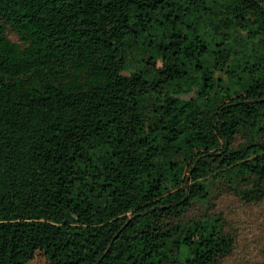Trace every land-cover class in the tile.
<instances>
[{
  "label": "trees",
  "instance_id": "obj_1",
  "mask_svg": "<svg viewBox=\"0 0 264 264\" xmlns=\"http://www.w3.org/2000/svg\"><path fill=\"white\" fill-rule=\"evenodd\" d=\"M215 187L264 201V0H0V264H220Z\"/></svg>",
  "mask_w": 264,
  "mask_h": 264
},
{
  "label": "rangeland",
  "instance_id": "obj_2",
  "mask_svg": "<svg viewBox=\"0 0 264 264\" xmlns=\"http://www.w3.org/2000/svg\"><path fill=\"white\" fill-rule=\"evenodd\" d=\"M139 37L152 38L149 30H141ZM149 66L159 65V61L147 60ZM253 150L249 155L258 154ZM204 214L222 219L224 231L233 237L235 243L231 254L220 264H264V201L247 203L229 193L225 188H213L209 200L205 203H195L186 214V218H194ZM33 231V228L31 229ZM3 234L0 235V243ZM35 242V243H34ZM37 242V243H36ZM43 240H23L21 249L32 250L36 255L29 264H43L47 255L39 254L38 248Z\"/></svg>",
  "mask_w": 264,
  "mask_h": 264
}]
</instances>
